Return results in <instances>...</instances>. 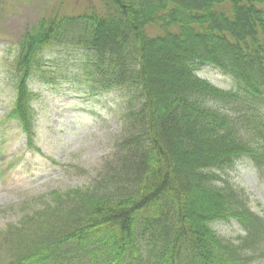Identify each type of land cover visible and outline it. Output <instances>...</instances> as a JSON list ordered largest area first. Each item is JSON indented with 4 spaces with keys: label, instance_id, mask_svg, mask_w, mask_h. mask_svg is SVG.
<instances>
[{
    "label": "trees",
    "instance_id": "1",
    "mask_svg": "<svg viewBox=\"0 0 264 264\" xmlns=\"http://www.w3.org/2000/svg\"><path fill=\"white\" fill-rule=\"evenodd\" d=\"M83 5L38 19L3 60L8 119L31 148L30 83L57 51L72 86L117 98L111 156L86 188L53 191L0 231V264L263 261L264 218L228 175L247 159L264 179V0ZM207 66L230 87L198 76ZM231 220L241 237L214 228Z\"/></svg>",
    "mask_w": 264,
    "mask_h": 264
},
{
    "label": "rangeland",
    "instance_id": "2",
    "mask_svg": "<svg viewBox=\"0 0 264 264\" xmlns=\"http://www.w3.org/2000/svg\"><path fill=\"white\" fill-rule=\"evenodd\" d=\"M85 7L83 0L63 4L61 0H0V231L17 224L22 213L43 207L51 192L86 188L111 156L117 98L112 93L92 95L72 86L60 75L64 68L57 51L46 54L44 76L37 75L30 83L36 95L31 148L26 147L17 123L8 119L13 92L6 83L3 60L14 51L22 33L41 17L52 12L76 15ZM198 76L219 88L230 87V79L211 66ZM228 176L243 190L249 209L264 218L260 173L243 159ZM214 228L226 238L242 236L235 222Z\"/></svg>",
    "mask_w": 264,
    "mask_h": 264
},
{
    "label": "bare ground",
    "instance_id": "3",
    "mask_svg": "<svg viewBox=\"0 0 264 264\" xmlns=\"http://www.w3.org/2000/svg\"><path fill=\"white\" fill-rule=\"evenodd\" d=\"M230 222H235L237 224V222L235 220H231Z\"/></svg>",
    "mask_w": 264,
    "mask_h": 264
}]
</instances>
